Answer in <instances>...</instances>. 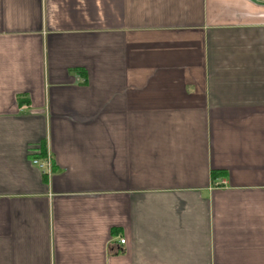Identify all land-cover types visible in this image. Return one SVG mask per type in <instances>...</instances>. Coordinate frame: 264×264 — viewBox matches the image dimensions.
I'll return each instance as SVG.
<instances>
[{"label": "crops", "instance_id": "0c3cea01", "mask_svg": "<svg viewBox=\"0 0 264 264\" xmlns=\"http://www.w3.org/2000/svg\"><path fill=\"white\" fill-rule=\"evenodd\" d=\"M0 264H264V0H0Z\"/></svg>", "mask_w": 264, "mask_h": 264}, {"label": "built area", "instance_id": "2783aa9c", "mask_svg": "<svg viewBox=\"0 0 264 264\" xmlns=\"http://www.w3.org/2000/svg\"><path fill=\"white\" fill-rule=\"evenodd\" d=\"M32 164L36 166L39 170L45 172L46 174H49L51 172V159L49 157H46L44 160H33ZM121 244H124V240H120Z\"/></svg>", "mask_w": 264, "mask_h": 264}]
</instances>
